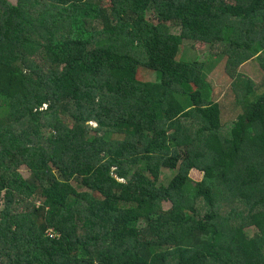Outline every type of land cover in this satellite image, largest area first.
Returning a JSON list of instances; mask_svg holds the SVG:
<instances>
[{
  "label": "trees",
  "instance_id": "trees-1",
  "mask_svg": "<svg viewBox=\"0 0 264 264\" xmlns=\"http://www.w3.org/2000/svg\"><path fill=\"white\" fill-rule=\"evenodd\" d=\"M258 51L264 0H0V264H264Z\"/></svg>",
  "mask_w": 264,
  "mask_h": 264
},
{
  "label": "rangeland",
  "instance_id": "rangeland-1",
  "mask_svg": "<svg viewBox=\"0 0 264 264\" xmlns=\"http://www.w3.org/2000/svg\"><path fill=\"white\" fill-rule=\"evenodd\" d=\"M10 3L15 4L16 0H8ZM180 30L178 28H171L172 34H178ZM223 45H215L214 47H209L208 45L200 48H195V43L191 42H185L179 51V57L183 59V61L190 62L192 60H197L198 62H202L204 64V76L206 79L210 82V84L215 88H219V96L225 98L226 107L229 111L224 110L222 112L223 115V121L228 126V123L231 122L232 119H234V112L238 107L240 106L236 100L242 99V88H237L232 86V82L235 81L233 76L232 77H221L219 75V68L220 64L225 63V57L223 55V61L220 62V55L219 53L222 52ZM218 55V56H217ZM220 62V63H219ZM262 65H264V55L262 53L255 52L253 54L252 59L247 61L246 63L240 65L236 70L240 73V76L238 78L239 81H249L253 85H257L260 83V80L262 78L263 68ZM231 66H228V69H230ZM220 76V77H219ZM223 88H222V87ZM257 89V87H256ZM255 90V89H253ZM256 91V90H255ZM258 92V91H256ZM237 103V106H236ZM234 105V106H232ZM240 110V109H239ZM20 174L23 177L28 176V171L21 167L19 169ZM172 172L165 170L162 172L160 182L163 184L166 183L169 178H171ZM190 178L194 181H199L201 179V174L196 171H191L189 174ZM169 205L164 204V208H167ZM1 202H0V209H1ZM252 235V233L250 234Z\"/></svg>",
  "mask_w": 264,
  "mask_h": 264
}]
</instances>
